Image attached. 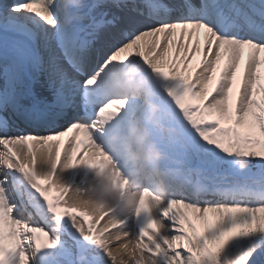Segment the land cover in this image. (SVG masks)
<instances>
[{
    "label": "snow or ice",
    "instance_id": "1",
    "mask_svg": "<svg viewBox=\"0 0 264 264\" xmlns=\"http://www.w3.org/2000/svg\"><path fill=\"white\" fill-rule=\"evenodd\" d=\"M262 53L264 0L0 2V264H264Z\"/></svg>",
    "mask_w": 264,
    "mask_h": 264
},
{
    "label": "bare ground",
    "instance_id": "2",
    "mask_svg": "<svg viewBox=\"0 0 264 264\" xmlns=\"http://www.w3.org/2000/svg\"><path fill=\"white\" fill-rule=\"evenodd\" d=\"M90 1V0H89ZM179 0H165V2L169 3V5H173L178 3ZM3 2V0H0ZM194 3L199 4V0H193ZM179 32V30H177ZM202 31H201V39H202ZM101 53L103 49L101 48ZM102 56V55H100ZM262 58H264V53H262ZM2 84V82H0ZM30 87L34 90L36 98L42 100L51 101L53 93L49 88L46 74L39 70H33L30 74L26 75L22 83L20 85V92L23 94V103L29 104L33 102V98H30L26 95V88ZM30 105V104H29ZM70 135V134H69ZM61 179L67 183H70L74 186H79L82 188H88L94 182L93 173L84 168H78L69 170L61 174ZM42 203V202H41ZM66 224V226L71 229L70 224L65 219L62 221ZM71 231H74L71 229ZM113 234H115V230H113ZM70 243V242H69ZM116 243L112 244V247H117Z\"/></svg>",
    "mask_w": 264,
    "mask_h": 264
},
{
    "label": "rangeland",
    "instance_id": "3",
    "mask_svg": "<svg viewBox=\"0 0 264 264\" xmlns=\"http://www.w3.org/2000/svg\"><path fill=\"white\" fill-rule=\"evenodd\" d=\"M257 98H260V94H257ZM252 240L251 237L249 238H238L229 243L226 246V253H235L242 250L250 241Z\"/></svg>",
    "mask_w": 264,
    "mask_h": 264
}]
</instances>
